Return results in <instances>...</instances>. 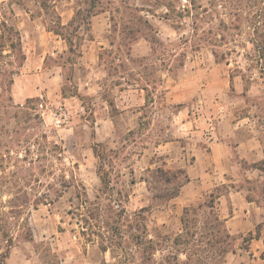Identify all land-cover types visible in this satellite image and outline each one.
I'll return each instance as SVG.
<instances>
[{
  "label": "rangeland",
  "instance_id": "1",
  "mask_svg": "<svg viewBox=\"0 0 264 264\" xmlns=\"http://www.w3.org/2000/svg\"><path fill=\"white\" fill-rule=\"evenodd\" d=\"M141 37L153 47L134 59L150 81L147 105L140 118L137 110L118 114L119 127L101 137L97 116L116 91L109 82L101 94L93 80L81 83L90 71L81 57L105 47L103 62L117 76ZM263 38L264 0H0L1 251L9 232L16 264H222L232 248L215 201L224 189L182 209L173 199L189 178L185 161H176L187 140L174 133V112L185 105L199 116L205 102L196 93L177 105L172 87L158 83L164 67L185 80L200 65H219L215 97L264 120ZM31 52L38 55L34 83L47 98L17 104L11 83ZM172 71L166 85L175 83ZM60 86L62 94L79 87L87 95L69 105L53 93ZM61 108L68 119L71 110L68 127L52 116Z\"/></svg>",
  "mask_w": 264,
  "mask_h": 264
},
{
  "label": "crops",
  "instance_id": "2",
  "mask_svg": "<svg viewBox=\"0 0 264 264\" xmlns=\"http://www.w3.org/2000/svg\"><path fill=\"white\" fill-rule=\"evenodd\" d=\"M104 49L105 47L101 46L98 49L84 50L81 58L90 71L85 76H79L80 82L85 86H89L90 82L93 84L94 81L93 91L98 94L106 89V82L110 83L111 91H116L113 98L108 99L106 95L104 96V105L107 110L104 116H97L95 130L101 137L115 132V129L119 127L116 121L118 114L137 110V118H140L141 111L147 105L146 93L150 87V81L146 78L144 66L135 64L134 59L149 57L153 47L146 37L133 42L126 52L125 59L128 67L121 69L117 76L111 74L106 63L103 62L101 51ZM37 57L35 52L28 54L12 80L11 95L17 104L29 98H42V101L45 100V96L47 98L46 92H43L42 87L35 85L33 80L36 75H39L33 71ZM117 60L123 61L121 57ZM217 66L206 63L200 65L199 68H195L200 71V74L188 75L189 78L185 80L181 75L178 77L170 66L161 69L158 84L165 89L172 87L175 104H182L194 98L196 93L205 102L203 113L199 116H194L189 106L185 105L174 112V133L187 140V146L182 147L183 153L176 161L178 159L180 163L185 161L183 167L187 169L189 178L173 199L178 203L177 209L180 207L182 209L205 202L207 196L214 191L224 189L217 192L215 201L218 213L224 221L225 231L231 235L232 248L226 251L222 264H264V120L256 117L252 109L238 107L233 110L232 107L235 106L231 104V101H225L224 98L218 100L215 97L218 95L214 89V68ZM187 70L194 69L187 68ZM171 71L175 83L166 85ZM229 77L231 76L227 73L225 76L228 80L225 83L227 85L232 81ZM190 82L197 84L194 90L189 91L186 88L182 89V92L177 91L181 89L182 83ZM241 85H243L242 82L237 87ZM76 89L77 94L66 95L62 94L60 86V88H53V93L67 103L69 100L71 105L74 103L72 98L81 101V98L87 95L79 87ZM89 89L91 88L86 87L87 91H90ZM56 97L52 100H56ZM135 106L137 108H134ZM219 106L223 107L224 112L218 115ZM67 110L69 119L66 127L73 121L71 110ZM58 111L52 112L54 119H59ZM133 129L134 127L131 126L128 131L133 132ZM172 142L175 148L177 138H174ZM167 145H171V142L163 143L164 147ZM184 150L194 157L193 161H187ZM166 211L169 215L174 213L170 207H167ZM12 255L13 248L10 250L7 262L16 264L12 260Z\"/></svg>",
  "mask_w": 264,
  "mask_h": 264
},
{
  "label": "trees",
  "instance_id": "3",
  "mask_svg": "<svg viewBox=\"0 0 264 264\" xmlns=\"http://www.w3.org/2000/svg\"><path fill=\"white\" fill-rule=\"evenodd\" d=\"M257 29H259L258 26H257V28H256V32L258 33L259 31H258ZM17 33H18V32H17ZM259 36H263V33L261 32V33L259 34ZM260 43H263V44H264V38L260 41ZM30 100H38V98H29L28 101H30ZM53 147H54V148H59L60 146H58V144L54 143V144H53ZM60 150H61V148H60ZM6 234H7V237H8V238H6V241L8 242V244H7V246H6V249H5L4 251H1V252H0V264H9V263L7 262V257L9 256L10 249H11L13 243H14L13 238H12V236L9 234V232H6ZM226 237H229V240H227V242H225V243H229V242H230V239H231V235H230L228 232H226ZM30 239H33V237H31ZM227 250H228V249H225V252H226ZM187 260H188V258H187Z\"/></svg>",
  "mask_w": 264,
  "mask_h": 264
},
{
  "label": "built area",
  "instance_id": "4",
  "mask_svg": "<svg viewBox=\"0 0 264 264\" xmlns=\"http://www.w3.org/2000/svg\"><path fill=\"white\" fill-rule=\"evenodd\" d=\"M58 113H59V117H61V119L58 121H61V120L67 121L68 120V114L64 108H61V111Z\"/></svg>",
  "mask_w": 264,
  "mask_h": 264
}]
</instances>
